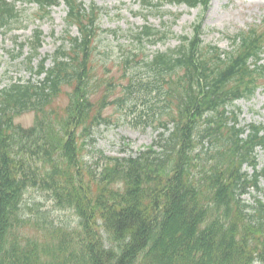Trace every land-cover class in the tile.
Listing matches in <instances>:
<instances>
[{"label":"trees","instance_id":"obj_1","mask_svg":"<svg viewBox=\"0 0 264 264\" xmlns=\"http://www.w3.org/2000/svg\"><path fill=\"white\" fill-rule=\"evenodd\" d=\"M16 1L0 0V31L29 21ZM27 1L38 3L29 16L40 21L59 4ZM141 1L148 12L157 8L156 0ZM170 1L201 7L191 35L149 54L146 46L169 31L149 24L127 31L140 46L127 47L119 61L122 79L99 57L110 51L99 50L101 35L119 33L101 27L107 10L94 2L65 0L62 44L37 65L43 31L20 43V52L30 45L26 60L36 78L0 89V264H264V203L244 199L251 190L264 195L257 156L264 124L239 125L233 105L264 92V17L228 35L233 48L225 51L201 39L212 0ZM111 106L132 112L136 127L161 129L159 150L123 158L100 151L94 162L84 160L81 139L114 122L104 113ZM28 112L31 126L14 122ZM31 190L77 223L27 215Z\"/></svg>","mask_w":264,"mask_h":264},{"label":"rangeland","instance_id":"obj_2","mask_svg":"<svg viewBox=\"0 0 264 264\" xmlns=\"http://www.w3.org/2000/svg\"><path fill=\"white\" fill-rule=\"evenodd\" d=\"M92 1L111 10L109 14L103 15L101 19L102 28L120 29L123 32L136 29L146 23L162 29L170 27L172 31L170 37L155 46H148L147 52L149 53L166 51L176 47L180 43L179 36L190 33V27L197 20L200 11L199 8H190L185 4L176 5L161 0V11L164 16L161 13L152 12L144 16L138 13L140 9L139 0H84L86 5H89ZM18 6L20 9H27L28 12L37 9L35 3L27 4L26 0H21ZM176 14H180V16L176 17ZM65 16V5L62 4L60 7L54 8L52 14L42 21H34L29 18L27 26L16 32L5 34L0 31V89L15 81H25L32 77L25 59L29 47L26 46L23 53H19L20 43L31 38L34 30L39 25L44 32L45 40L40 50L41 54L34 60V63L37 64L42 57L48 53H53L61 44V38L66 29ZM263 17L264 0H213L205 15L204 43L217 44L222 49L229 50L232 46L227 34L234 35L242 30H247L252 24L260 23ZM73 34H78L77 29L73 28ZM130 40L126 36L114 37L108 33L101 36L99 50L108 48L110 51L108 56L101 51L99 57L109 58L110 74L115 78H121L122 74L119 61L124 52L120 45H125ZM130 45L129 47H131ZM47 63L50 65V60ZM99 70H102V67ZM122 82H125V80ZM66 100L67 96L64 95L61 104L64 105ZM235 103L236 106L241 108L239 117L241 125L251 122L264 123V92L261 89L252 98L241 99ZM105 114L111 115L115 123L109 124V126L104 124L96 127L94 134L87 136L96 140L94 145L90 140L84 145L83 158L88 162H93L100 150H104L109 154H128L131 151H137L144 145H148L157 137L158 131L152 127H148L146 130H143L142 127H135L133 124L134 114L128 109L116 111L111 106L105 110ZM15 120L24 126H30L33 123L34 114L26 113L17 116ZM258 159L260 168L264 167V148L258 150ZM261 184L264 188V180ZM261 196L258 195V197ZM246 199L249 202L253 201L252 195H246ZM26 202V213L29 216L38 212H45L50 221L54 220V222L61 225L74 226L78 221L71 211L57 209L51 198L39 190L29 191ZM44 229L43 226L40 227V230ZM104 236L106 238V234Z\"/></svg>","mask_w":264,"mask_h":264}]
</instances>
